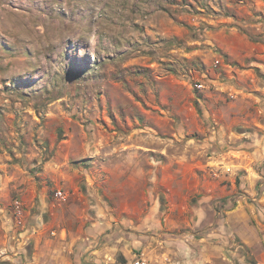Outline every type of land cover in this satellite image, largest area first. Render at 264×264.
I'll return each mask as SVG.
<instances>
[{
	"label": "rangeland",
	"instance_id": "1",
	"mask_svg": "<svg viewBox=\"0 0 264 264\" xmlns=\"http://www.w3.org/2000/svg\"><path fill=\"white\" fill-rule=\"evenodd\" d=\"M263 44L264 0H0V233L26 230L43 192L66 200L57 219L89 208L85 242L122 244L89 264H257L186 262V212L134 160L197 140L204 111H263L242 94Z\"/></svg>",
	"mask_w": 264,
	"mask_h": 264
},
{
	"label": "crops",
	"instance_id": "2",
	"mask_svg": "<svg viewBox=\"0 0 264 264\" xmlns=\"http://www.w3.org/2000/svg\"><path fill=\"white\" fill-rule=\"evenodd\" d=\"M256 86L252 87L255 93L242 90V94L251 96V104L263 103V111H204L197 140L183 134L179 142L164 143L158 151L160 158L154 156L158 149L151 147L147 163L134 160L135 166H144L137 168L138 174L162 182L160 196L177 199L169 202L170 215L182 218L186 212L180 221L185 224L178 226L186 237L193 233L184 246L195 247L183 250L186 262H215L220 257L234 263L249 252L257 264H264V44L263 83ZM154 189L149 190L151 195ZM79 198L73 194L69 201ZM24 201L32 218L18 234L12 223L4 235L0 233V264H89L92 257L104 258L123 248L118 242H85L89 226L85 227L95 224L89 208L57 219L55 215L66 209L60 208L66 200L40 192L35 202L28 194ZM17 222L24 224L21 218ZM50 229L55 237H50ZM74 246L81 250L78 255L70 253Z\"/></svg>",
	"mask_w": 264,
	"mask_h": 264
},
{
	"label": "built area",
	"instance_id": "3",
	"mask_svg": "<svg viewBox=\"0 0 264 264\" xmlns=\"http://www.w3.org/2000/svg\"><path fill=\"white\" fill-rule=\"evenodd\" d=\"M204 85L203 84H199L198 87L202 88ZM59 194H61V192H59ZM134 264H149L148 260L144 257H137L135 259V263Z\"/></svg>",
	"mask_w": 264,
	"mask_h": 264
}]
</instances>
